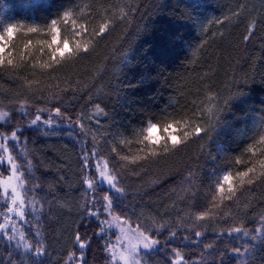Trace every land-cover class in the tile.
Instances as JSON below:
<instances>
[{
    "label": "trees",
    "instance_id": "16d2710c",
    "mask_svg": "<svg viewBox=\"0 0 264 264\" xmlns=\"http://www.w3.org/2000/svg\"><path fill=\"white\" fill-rule=\"evenodd\" d=\"M101 5H107L114 14L120 8L128 11L131 7L130 22L126 19L117 23L91 55L67 64L62 60L57 65L51 55L65 41L72 49L76 43L93 39L91 29L101 22ZM69 9L76 11L75 29L87 23L89 31L74 35L73 26L59 24L53 43L46 26ZM206 11L211 16L201 23L198 16ZM236 11L239 16L231 17ZM226 16L231 18L215 22ZM250 22L255 23V31L245 41ZM8 23L25 27L12 40L9 58L16 67L7 63L0 67V112L8 113L0 123V132L22 130L18 136L26 144L21 146L26 147L32 172L41 185L34 193L45 203L41 219L37 221L29 213L30 223L22 227L35 242V225L40 226L48 249L45 264H65L69 252L79 251L73 245L78 225L93 241L86 250L87 264L110 262L104 250L109 241L94 235L95 219L86 216V208L82 207L86 189L81 180L80 157L85 149L93 148V136L98 140V153L107 158L111 144L119 142L118 134L131 138L132 130L143 127L149 119L162 117L165 110L179 118L195 107L193 100L199 104L206 95L216 96L220 102L229 99L212 138L199 143L190 140L183 151L149 165L139 176L130 174L133 165L123 169L121 174L129 191L122 202H115L116 210L128 213L133 220L139 216L145 223L155 218L177 232L170 240L167 229L159 234L162 247L149 264H172L173 248L199 264H221V253L224 264H239L241 258L233 256L230 249L242 247L244 239L218 233L233 223L249 230L260 227L264 184L258 181L251 190L238 193L235 203L225 201L213 208L215 219L195 221L190 217L195 210L211 207L213 172L229 166L249 140L260 134L258 122L264 117V0H0V29ZM205 24L207 30L202 31ZM30 26L40 31L30 33ZM56 59H60L58 54ZM44 63L53 67L41 69ZM237 93L238 98L230 99ZM97 103L106 115L96 114ZM55 106L73 117L83 114L90 134L69 129L67 122L55 129L43 124L29 126L35 115L43 119L49 115L47 111L37 113V109ZM53 131L58 134H44ZM69 131L73 135L69 136ZM180 131L177 129V133ZM123 150L129 153L127 147ZM225 154L227 158H223ZM189 175L191 184L185 179ZM182 188L191 189L195 196L181 192ZM4 208L0 197V211ZM82 220L88 221L87 228L81 225ZM193 229L204 232L200 244L190 243L195 238ZM185 236L188 241L183 239ZM205 243H215L216 247L208 253L203 248ZM253 249L247 264H264V244H255ZM11 251L0 237V264H8ZM201 252H205V260H201ZM18 255L13 253L14 257Z\"/></svg>",
    "mask_w": 264,
    "mask_h": 264
},
{
    "label": "snow or ice",
    "instance_id": "6c2138e0",
    "mask_svg": "<svg viewBox=\"0 0 264 264\" xmlns=\"http://www.w3.org/2000/svg\"><path fill=\"white\" fill-rule=\"evenodd\" d=\"M99 14L101 20L99 26L91 29L93 39L87 40L83 44L76 43L72 49L65 41L62 46L52 52L51 59L57 65H60L62 60L67 64L74 62L76 58H85L91 55L96 47L108 38L117 23L124 22L126 19L130 22L131 7H128V11L120 8L119 13L114 14L107 5H101ZM74 15H76L75 10H66L61 17L53 19L51 24L46 26L52 34L53 43L59 34V24L73 26L74 35H82L89 31L87 23H81L78 31L75 29L77 20L73 18ZM236 16H239L238 11L231 13V17ZM231 17L226 16L223 20L215 22L224 23ZM24 27L25 25L22 24L8 23L0 29V67L5 66V63L16 67L13 60L9 58L12 55V40L14 34ZM206 30L207 25H202V31ZM27 31L37 33L40 29L30 26L27 27ZM254 31L255 23L250 22L244 37L245 41L251 38ZM25 47L27 48L28 45ZM48 47L51 48L52 44L50 43ZM57 54L60 59H56ZM52 67L51 63L40 65L41 69ZM238 96L239 93L230 99L238 98ZM228 103L229 99L220 102L216 96L206 95L199 104L193 100L192 104L195 107L180 114L179 118L165 110L162 117L149 119L143 127L132 130L131 138L118 134L119 142L111 144L107 158L104 154L98 153V140L93 136V148L85 149L80 157L81 180L86 189L83 193L82 207L86 208V216L95 219L96 231L94 235L109 241L104 246V250L110 258L109 264H149L151 257L158 253L162 247L159 234L167 229L166 222L161 223L155 218H152L150 223H145L139 216L133 220L128 213L117 212L115 202L118 200L122 202L121 198L126 197L129 191L121 174L122 170L129 169V166L133 165L135 167L129 169L130 174L139 176L141 172L147 170L149 165L159 164L161 159L183 151L190 140L196 143L205 139L210 140L212 134L217 131V124L221 123V116L227 109ZM23 107L21 104L22 110ZM95 109L97 115H106L99 103L95 105ZM45 111L49 113L46 119L37 114L29 126L39 127L43 124L47 128L55 129L67 122L66 126L69 129L77 128L85 136L90 134V129L83 122V114H77L75 117L70 116L60 106L37 109V113ZM6 116L8 113L0 112V123L5 121ZM54 116L59 117L60 120L56 121ZM88 119L91 120V117ZM258 127L261 130L258 138H251L243 150L229 162V166L213 172L211 207L205 206L201 210H195L191 219L195 221L215 219L213 208L220 207L225 201L235 203L239 200L238 193L242 195L244 191L251 190L258 181L264 184V117L259 120ZM160 129H162V134H157ZM177 129L181 130L180 133H177ZM19 131L22 130H12L7 134L0 132V166L7 168V178H0V197L5 200V208L0 211V237H3L12 249L8 255V264H45L43 258L48 255V249L45 246L40 226L35 225L34 234L37 237L35 242L28 237L22 227L23 224L30 223L29 213L37 221L41 219L45 203L39 201L34 195L35 190L40 189L41 185L32 172V160L28 158L26 147L21 146L26 142H21L18 136ZM44 134L56 135L58 133L53 131ZM68 135H73L72 131H69ZM9 140L13 142L12 145L8 144ZM133 144L136 145L134 149L130 147ZM258 146L259 151H257ZM125 147L131 154L124 152L123 148ZM16 153H19V156ZM21 157H23L22 160ZM223 158H227L226 154ZM61 179L63 178L61 177ZM185 179L189 184L192 183L191 175ZM186 191L191 192V196H195V192H192L191 189H181V192ZM97 193H99V197ZM98 199L100 206L96 207ZM88 205H92V207H87ZM81 225L87 228L88 221L82 220ZM167 232L169 240L177 235V232L172 229H167ZM192 232L195 238L191 239L190 243L200 244V238L204 232L196 229H193ZM218 235L244 239L245 243L242 247L233 246L230 251L233 256L241 258L239 264H247L253 255V245L264 244V214L260 217V227L254 230L246 229L241 223H233ZM112 237H114V242H111ZM183 239L188 241L189 237L185 236ZM92 242V237L88 232L82 233L80 225L76 226V230L73 232V245L79 251L69 252L65 264H87L86 250L89 249ZM215 247V243L203 244V248L208 253H211ZM172 252L174 255L172 264H199V261L186 259L182 252L176 248H173ZM13 253H19V255L14 257ZM200 258L201 260L206 259L205 252L200 253ZM220 260L221 264H224L223 253L220 254Z\"/></svg>",
    "mask_w": 264,
    "mask_h": 264
},
{
    "label": "rangeland",
    "instance_id": "374dc122",
    "mask_svg": "<svg viewBox=\"0 0 264 264\" xmlns=\"http://www.w3.org/2000/svg\"><path fill=\"white\" fill-rule=\"evenodd\" d=\"M211 16L210 11L202 12V14L199 17V20L201 23H205V21ZM158 134V133H157ZM11 140L8 141V144ZM0 178H7V168L6 166H0ZM5 202V200H4ZM114 242V239H113Z\"/></svg>",
    "mask_w": 264,
    "mask_h": 264
}]
</instances>
